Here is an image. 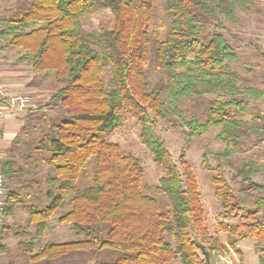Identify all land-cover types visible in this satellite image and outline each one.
Returning a JSON list of instances; mask_svg holds the SVG:
<instances>
[{"label":"trees","instance_id":"1","mask_svg":"<svg viewBox=\"0 0 264 264\" xmlns=\"http://www.w3.org/2000/svg\"><path fill=\"white\" fill-rule=\"evenodd\" d=\"M253 1L167 0L170 30L151 50L149 23L157 0H25L0 23V40L24 52L18 63L64 84L46 106L60 104L65 119L47 120L34 146V151L48 154L46 162L56 170L54 189L47 193L49 205L32 208L30 215L41 234L50 217L60 212L59 221L71 223L81 239L47 245L36 258L51 264L73 251L110 249L124 255L97 264H172L178 259L181 264H208L197 242L211 256L255 239L254 251L259 264H264V185L254 180L260 166L244 161L229 177L226 168L252 131L230 108L241 106L236 98L243 94L261 98L264 93L240 84L229 67L236 55L216 31L224 27L219 15L235 21V11ZM99 9L109 10L113 20L89 33L82 19ZM149 55L163 75L156 84L145 70ZM106 70L109 85L103 79ZM207 95H214V100L200 114L184 118V104ZM127 114L137 120L142 143L166 172L156 187L164 195V208L142 192V161L121 154L118 145L107 140L125 126ZM174 120H179L188 141L221 127L216 139L226 148L215 155L213 170L205 168L214 171L227 243L208 232L199 186L185 154L180 155V167L160 137L158 122ZM91 158L96 162L92 184L78 188ZM2 172L8 180L13 178L11 165H4ZM20 203L19 194L10 190L5 216Z\"/></svg>","mask_w":264,"mask_h":264},{"label":"crops","instance_id":"2","mask_svg":"<svg viewBox=\"0 0 264 264\" xmlns=\"http://www.w3.org/2000/svg\"><path fill=\"white\" fill-rule=\"evenodd\" d=\"M17 4L19 2L12 5L9 1L0 0V23L15 12ZM7 9L12 10L9 12ZM234 16L235 21H232L219 15L224 27L216 30L225 37L236 55L235 60L229 63V67L232 72L238 74L241 85L264 93V0H255L243 9H237ZM216 24L217 22L214 23V27ZM23 53L21 49L8 46L0 40L2 84L10 94H26L31 99L30 104L22 111H13L8 104L4 106V138L0 143V168L2 170L4 165L13 167V178L8 181L11 186L9 189L19 194L21 203L11 216L6 217L0 264H48L46 258L35 256L47 245L77 241L79 236L72 230L70 223L59 221V212L50 217L48 227L41 234L38 233L37 224L31 221L32 208L43 210L50 203L47 193L54 189L51 180L57 176L56 170L46 162L48 157L43 152H33L34 154L28 156L27 163L21 166L15 165L12 152L22 136H29L32 129L33 132L36 130L33 123L36 116L42 113L41 109L50 103L56 91L45 86L44 80L51 76L34 72L31 67L18 63L17 60ZM57 82L55 80V83ZM253 95L243 94L242 97H237L236 100L242 102L241 106L234 105L230 108L231 114L249 123L252 131L249 129L250 134L242 140L241 147L232 155L226 168L235 171L236 166L244 161L255 162L260 166V170L254 180L264 185V96L260 98L258 94ZM55 105L57 104H51L44 109L42 118L45 123L49 120V111L53 110ZM254 130H257L256 134L253 133ZM220 132L221 127H214V141L222 149L214 153V157L223 153L226 148L224 143L216 139ZM69 209L68 205L65 210ZM64 238H70V241L65 242ZM82 255L84 264V252ZM74 256L71 252L55 259L51 264H62V261L66 262L69 257L70 264H80V258L75 262Z\"/></svg>","mask_w":264,"mask_h":264},{"label":"rangeland","instance_id":"3","mask_svg":"<svg viewBox=\"0 0 264 264\" xmlns=\"http://www.w3.org/2000/svg\"><path fill=\"white\" fill-rule=\"evenodd\" d=\"M5 1H9L12 5H14L16 2H24L25 0ZM166 1L167 0H157L156 12L149 23V33L151 37L150 50L155 46V41L164 40L170 30V21L165 10ZM11 10L12 9H7L9 12ZM112 20L113 15L109 10L99 9L86 15L82 19V23L85 30L91 33L93 31L99 30L102 24L109 23ZM213 26L214 23L209 29L211 30V27ZM145 70L148 79L152 84L160 82V80L163 78L160 67L151 57V55H149V62ZM103 79L106 84L109 85V70H106ZM55 80V77L51 75V78L44 80L45 86L52 87L55 91L64 86L63 83H55ZM213 100L214 95H207L204 98L196 99L195 101H187V103H185L183 106L184 118L190 119L194 114H200V112L203 110V107ZM46 107L44 106L41 109L40 112L42 113L38 114L36 116V120L33 122L35 123L36 130L33 132L32 129L29 136H22V138L16 142V146L12 152L16 166H21L22 164L24 165V163H27L26 160L28 156L34 154V146L36 145L37 140L41 137L42 128H47V125L44 122L45 120L42 118V114ZM65 115L66 110L62 108L60 104H57L53 110L49 111V120L61 122L63 119H65L63 118ZM178 125L179 120H174L170 123L159 121L158 128L160 137L166 142L169 151L180 167V155L182 153L185 154V159L191 166L199 186L201 202L205 212V224L207 226L208 232L213 239L217 238L220 242L227 243V235L221 230L220 226V222L223 220V211L221 209V202L215 196V186L212 181V175L214 174V171L207 170L205 168L207 165L213 170L214 165L217 163L214 153L222 151L221 147H219L214 141V128H212L209 133L204 134L202 137H195L188 141L184 133L185 131L179 128ZM107 140L111 143L117 144L121 154H131L142 161L144 167L142 192L146 195L154 197L160 204H162V208H164V195L161 192H157L156 187L159 186L160 180L166 175V172L163 167L154 162L150 150L142 143L140 138V126L137 120L132 115L127 114V122L125 126L110 135ZM45 156L48 157V154ZM32 162L33 161H31V163ZM95 171V158H91L86 168L82 171V175L77 182V187L85 188L90 186L92 184ZM231 173L232 171L227 169L228 177ZM9 188H11L10 182ZM229 221L231 223L234 222L232 220ZM69 239L70 238H64L63 241H70ZM80 239L81 238L79 237L78 240ZM255 242L256 240H246L239 242L235 248H230V251L227 253L213 252L210 256V264H259L258 254L255 253L253 248ZM73 253L75 255L74 258H76L75 262H78L77 258H80V264H82V252L79 253L78 251H73ZM123 255L124 254L121 251L110 249H104L97 253L86 251L84 252V264L115 262ZM70 259L71 258L69 257L66 259V262L62 261V264H70ZM172 264H181V262L178 259Z\"/></svg>","mask_w":264,"mask_h":264},{"label":"built area","instance_id":"4","mask_svg":"<svg viewBox=\"0 0 264 264\" xmlns=\"http://www.w3.org/2000/svg\"><path fill=\"white\" fill-rule=\"evenodd\" d=\"M31 99L29 95L10 94L1 82L0 74V143L4 138V106L8 104V107L13 111H22L30 104ZM9 182L0 168V255L2 254L4 243V230L7 222L5 216V209L7 206V199L9 193Z\"/></svg>","mask_w":264,"mask_h":264},{"label":"water","instance_id":"5","mask_svg":"<svg viewBox=\"0 0 264 264\" xmlns=\"http://www.w3.org/2000/svg\"><path fill=\"white\" fill-rule=\"evenodd\" d=\"M196 244L200 248L202 254L205 256L206 262L210 264V253L206 250L204 245L200 244L199 242H197Z\"/></svg>","mask_w":264,"mask_h":264}]
</instances>
